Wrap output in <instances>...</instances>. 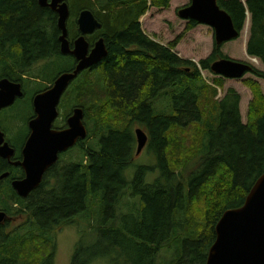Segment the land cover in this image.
I'll list each match as a JSON object with an SVG mask.
<instances>
[{"label":"trees","instance_id":"obj_1","mask_svg":"<svg viewBox=\"0 0 264 264\" xmlns=\"http://www.w3.org/2000/svg\"><path fill=\"white\" fill-rule=\"evenodd\" d=\"M171 2L69 0V40L79 33L80 11L91 9L102 26L90 39L103 37L109 52L99 66L79 74L62 100L65 116L74 106L85 109L87 146L78 162L49 169L26 198L12 186L19 169L0 157V176L10 171L0 179V210L8 214L0 223V264H50L56 228L76 223L81 215L99 221L94 228L100 235L88 244L81 239L71 264L113 262L115 256L124 264H157L164 249L174 252L170 264H206L223 213L242 206L264 174V91L260 82L246 80L253 99L244 123L240 93L230 88L217 99L218 88L199 66L173 50L182 34L169 45L145 34L141 17ZM218 3L240 31L249 11L244 49L264 64V0H247V6L242 0ZM197 25L191 20L188 30ZM61 34L58 13L39 0H0V80L23 82L26 89L23 98L2 110L10 116L0 118L7 137L14 135L8 121L15 122L16 138L8 141L16 158L34 115V94L73 67V56L61 51ZM223 57L215 42L201 68L211 70ZM251 73L264 79L257 67ZM214 82L223 85L222 78ZM24 106L31 107L30 115ZM136 126L148 133L158 164L140 165L130 178ZM193 162L197 166L189 169ZM157 169L159 176L147 182ZM24 215L21 227L9 229Z\"/></svg>","mask_w":264,"mask_h":264},{"label":"water","instance_id":"obj_2","mask_svg":"<svg viewBox=\"0 0 264 264\" xmlns=\"http://www.w3.org/2000/svg\"><path fill=\"white\" fill-rule=\"evenodd\" d=\"M69 0H39L43 7H49L58 13V26L63 54H72L78 64L74 70L61 73L49 88L35 94L33 107L35 117L29 121L31 130L22 149V160L14 161L25 172L23 178L13 179L12 186L19 196L26 198L43 181L46 171L54 165L59 152L74 146L79 139L88 137V128L84 123L85 110L76 107L68 118V127L58 130L53 123L59 116V104L62 96L79 74L85 69L101 62L108 56L104 38L96 42L90 52L86 34L93 33L102 26L91 9H83L78 17L82 35L71 48L68 39V19L70 17ZM247 6L246 1L244 2ZM247 26H250L249 11ZM179 15L199 24L211 26L215 31L216 43L222 45L238 38V30L231 15L218 3V0H191L190 4L179 10ZM252 59L256 58L249 56ZM252 64L231 58H221L211 65V71L222 77L242 78L252 71ZM23 84L9 78L0 80V111L11 106L17 98L23 97ZM137 151L139 155L147 146L149 135L142 128L135 129ZM16 149L6 139V133L0 128V157L12 161ZM9 176L3 173L0 179ZM8 218L0 211V223ZM206 264H264V174L257 180L244 204L227 209L216 225V239L209 249Z\"/></svg>","mask_w":264,"mask_h":264},{"label":"rangeland","instance_id":"obj_3","mask_svg":"<svg viewBox=\"0 0 264 264\" xmlns=\"http://www.w3.org/2000/svg\"><path fill=\"white\" fill-rule=\"evenodd\" d=\"M242 1L245 2L247 0ZM190 2L191 0H172L169 8H150L149 11L140 19L142 28L151 38L164 45H169L182 34L183 38L173 50L178 53L179 56L185 59L193 60L199 66L207 82L210 85L216 86V88H218V95L216 97L217 99H222L230 88L236 89L241 95L240 108L242 120L244 123H247L250 102L253 99V92L251 88L246 85V80L251 78L260 82L262 90L264 91V79L257 77L251 72H248L242 78H229L219 76L213 73L211 70H205L203 68L201 69V60L208 58L215 49V31L211 26L199 23L193 29L188 30L191 20L182 18L179 15V10L189 5ZM248 37L249 29L246 24V27L242 30V33L238 38L227 41L221 45V51L224 55L223 58H231L234 60L250 63L252 66L262 70L260 60L255 62L250 59L251 57L249 58L246 50L244 49L243 43L244 41L248 40ZM221 78L223 80V85L217 86L214 80ZM168 101L170 102V100ZM23 111H25L27 115H30L31 107L24 106ZM62 112H64L63 109ZM10 114L11 113L7 110L3 111L0 114V118H6L7 116H10ZM7 124L13 126L14 128L12 129V133H14V135L12 136L11 134H8L7 137L13 140L16 138L15 134H17L15 131V122H12L11 120L8 121ZM138 127L139 126H136L135 129ZM136 151L137 146L135 149L133 166L131 167L133 170H128L130 178L133 177L138 166H156L158 164L157 157L153 152H151L148 145L143 149L141 154L137 155ZM196 166L197 163L193 162L190 164L189 169H193ZM158 176L159 170L157 169L155 172L148 174L146 181L153 182ZM110 213L109 216L111 215ZM126 213L128 214V212ZM25 220V215L23 217L13 219L9 225V229L12 230L21 227L25 223ZM98 223L99 221L95 217L90 218L89 216L81 215L80 217H77L76 223L59 226L56 228L53 234L55 235L54 237L56 239L57 247L50 264H71L76 246L81 239L88 244L92 243L99 237L100 233H98L94 228ZM173 255L174 252H168V249H164L159 255L157 264H170ZM114 259L115 261L111 262L108 260V258H101L96 260L93 264H124L122 257H117L116 259L115 256Z\"/></svg>","mask_w":264,"mask_h":264},{"label":"flooded vegetation","instance_id":"obj_4","mask_svg":"<svg viewBox=\"0 0 264 264\" xmlns=\"http://www.w3.org/2000/svg\"><path fill=\"white\" fill-rule=\"evenodd\" d=\"M69 2V1H68ZM70 6V5H69ZM82 11V10H81ZM80 11V12H81ZM79 17V16H78ZM140 22H141V20H140ZM77 24H78V19H77ZM101 28V27H100ZM99 29V28H98ZM98 29H96L93 33H88V34H86V38H87V40H88V42H89V44H90V46H89V49H90V52H91V50L93 49V47L95 46V44H96V42L97 41H99L101 38H103V37H101V36H97V38H95V40H91L90 39V37H92V36H94L95 35V33L97 32V30ZM78 30H79V33H78V35L75 37V39L74 40H72V41H70V43H71V48H74V42H75V40L77 39V38H79L81 35H82V32L80 31V28H79V24H78ZM143 31H144V29H143ZM145 32V31H144ZM145 34H147L146 32H145ZM148 35V34H147ZM69 36V35H68ZM149 36V35H148ZM69 39V38H68ZM69 55H72V54H69ZM73 56V59H74V64H73V67H72V69L71 70H74L75 69V67L77 66V64H78V60H77V58L74 56V55H72ZM99 64H100V62L99 63H97V64H95V65H93V66H91V67H89V68H87V69H85L84 71H82V72H85L86 70H92L94 67H96V66H99ZM71 70H69V71H71ZM65 72V71H64ZM81 72V73H82ZM63 73V72H62ZM60 75V74H59ZM58 75V76H59ZM57 76V77H58ZM56 77V78H57ZM56 78H55V80H56ZM55 80H54V82H55ZM74 81V80H73ZM72 81V82H73ZM19 82V81H18ZM54 82L53 83H51V84H49V86H48V88L51 86V85H53L54 84ZM71 82V83H72ZM22 84H23V90H24V95H23V97L26 95V89H25V86H24V83L23 82H21ZM71 85V84H70ZM70 85H69V87H70ZM68 87V88H69ZM68 88H67V90H68ZM47 89V88H46ZM67 90L65 91V93L67 92ZM38 93V92H37ZM65 93L63 94V96H62V99H61V102H60V104H59V116H58V118L55 120V122L53 123V128L54 129H58V130H62V129H66L67 127H68V118L72 115V113H73V110L76 108V107H79V106H74L73 108H70L69 109V111L67 112V114H66V116L65 115H63V112H62V107H61V105H62V100H63V97L65 96ZM36 94V93H35ZM35 94H34V96H35ZM34 96H33V98H34ZM23 97H20V98H23ZM20 98H17L16 99V101L11 105V106H13L17 101H18V99H20ZM32 105H33V99H32ZM11 106H9V107H11ZM81 107V106H80ZM8 108V107H7ZM6 109V108H5ZM4 110V109H3ZM33 110H34V107H33ZM85 110V109H84ZM2 112V110L0 111V113ZM33 117H35V112H34V115H33ZM32 117V118H33ZM31 118V119H32ZM30 119V120H31ZM29 120V121H30ZM29 121H28V134H27V137L25 138V140H24V143L22 144V146H21V149H20V152H21V154L19 155V157H13L12 158V161L11 160H8V159H5V160H7V162L11 165V166H15V167H17L18 169H19V171H20V175L17 177V178H23L24 176H25V172H24V169L20 166V165H18V166H16V165H14L13 164V162L14 161H18V160H22L23 159V157H22V149H23V147H24V145H25V143H26V140H27V138L29 137V135H30V132H31V130H30V128H29ZM84 123H85V117H84ZM86 124V123H85ZM87 126V125H86ZM0 128L5 132V130L3 129V127H2V125H1V123H0ZM88 128V127H87ZM6 133V132H5ZM6 139L8 140V138H7V134H6ZM86 146H87V139L85 138V139H79L77 142H76V144L74 145V146H72V147H70L69 149H67V150H65V151H61V152H59V158H58V160H57V162L54 164V165H52L49 169H51L53 166H56V165H61V167L63 166V165H67V164H69V163H71L72 161L73 162H78L81 158H80V152L82 151V150H84L85 148H86ZM4 159V158H3ZM48 169V170H49ZM47 170V171H48ZM46 171V172H47ZM8 173H9V176H10V171H8ZM46 174V173H45ZM8 176V177H9ZM8 177H6V178H8ZM44 177H45V175H44ZM6 178H4V179H6ZM17 178H15V179H17ZM44 179V178H43ZM1 180H3V179H1ZM13 181V180H12ZM0 211H3V210H0ZM6 212V211H5ZM7 220V219H6ZM5 220V221H6ZM4 221V222H5ZM4 222H2L1 224H4Z\"/></svg>","mask_w":264,"mask_h":264},{"label":"crops","instance_id":"obj_5","mask_svg":"<svg viewBox=\"0 0 264 264\" xmlns=\"http://www.w3.org/2000/svg\"><path fill=\"white\" fill-rule=\"evenodd\" d=\"M247 42V41H246ZM245 50H246V47H245ZM246 53H247V50H246ZM248 54V53H247ZM249 56V55H248ZM261 65H262V70H264V64L262 62H260Z\"/></svg>","mask_w":264,"mask_h":264}]
</instances>
